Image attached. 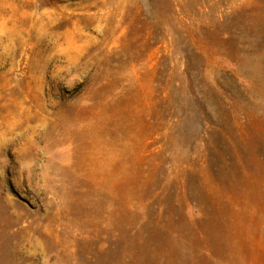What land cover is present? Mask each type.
<instances>
[{
    "label": "rangeland",
    "instance_id": "rangeland-1",
    "mask_svg": "<svg viewBox=\"0 0 264 264\" xmlns=\"http://www.w3.org/2000/svg\"><path fill=\"white\" fill-rule=\"evenodd\" d=\"M0 264H264V0H0Z\"/></svg>",
    "mask_w": 264,
    "mask_h": 264
},
{
    "label": "trees",
    "instance_id": "trees-1",
    "mask_svg": "<svg viewBox=\"0 0 264 264\" xmlns=\"http://www.w3.org/2000/svg\"><path fill=\"white\" fill-rule=\"evenodd\" d=\"M226 146L231 148V150L233 151L237 146V139L226 138ZM238 160H239L238 156L235 155L234 157H228V159L225 160V163H231L233 161L238 162ZM220 164L222 165V162ZM185 184H186L185 186L188 187V182H186ZM170 192L171 191L163 190L161 193L158 194V197L155 200L149 203L147 207L152 206L154 209H156V211L154 212L151 211L152 214H145V218H144L145 224L150 225V226L152 224L154 227L162 228L163 230L166 229L167 221L170 218L172 219V216L170 214V211L166 203L162 201L160 202L159 200L167 198L169 195H171ZM179 197H182L181 193L180 194L178 193L176 200H174V204L176 205L177 208H180L182 210L185 218H187L188 220H192L190 216L191 214V211L189 210L190 208L188 209V205L185 202L178 200ZM241 207H242V204L239 203L238 209H240ZM203 217L204 215L202 216V218ZM202 218L199 220H202Z\"/></svg>",
    "mask_w": 264,
    "mask_h": 264
}]
</instances>
